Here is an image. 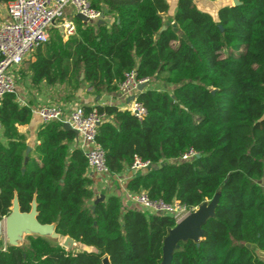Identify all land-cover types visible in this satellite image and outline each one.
<instances>
[{
  "label": "trees",
  "instance_id": "16d2710c",
  "mask_svg": "<svg viewBox=\"0 0 264 264\" xmlns=\"http://www.w3.org/2000/svg\"><path fill=\"white\" fill-rule=\"evenodd\" d=\"M239 2L215 20L194 1L179 0L173 26L163 18L168 0H89L114 21L76 17L67 40L51 28L29 66L33 84L74 92L86 85L96 96L117 94L132 71L166 87L137 93L147 112L142 120L116 105L85 109L104 116L96 142L111 174L130 170L136 158L152 164L131 177L130 193L188 210L219 195L200 241L180 242L170 264H264V0ZM31 120L32 108L15 94L0 101L7 142L0 140V222L16 197L21 213L35 203L40 224L93 250L28 236L27 244L0 252V264H102L105 257L110 264H161L176 219L125 209L115 195L95 199L86 155L72 149L76 133L61 122L42 124L28 151L20 128ZM190 150L197 157L183 161Z\"/></svg>",
  "mask_w": 264,
  "mask_h": 264
},
{
  "label": "built area",
  "instance_id": "2783aa9c",
  "mask_svg": "<svg viewBox=\"0 0 264 264\" xmlns=\"http://www.w3.org/2000/svg\"><path fill=\"white\" fill-rule=\"evenodd\" d=\"M195 3L198 0H192ZM73 10V17L82 15L88 23H97L102 13L91 8L89 0H10L7 6L6 21L0 20V101L8 94L16 92V70L22 66L25 59L39 47L49 41L51 28L61 29L65 37L76 33L75 19L67 17V10ZM151 79H137L134 71L126 73L123 82L118 85V95L127 106L123 108L142 120L147 112L144 106L136 101L138 86L148 83ZM131 96L135 100L129 101ZM42 124L53 121L69 123L77 136L82 139L88 167L98 175H111L106 165L105 152L97 144L98 127L104 116L95 109L86 111L77 106L66 118L64 110L59 105L40 106L33 110ZM3 127L0 124V135ZM197 154L190 150L182 156L183 161L192 160ZM152 167L149 162L136 158L130 171L133 174L145 172ZM132 201L140 208L152 214H166L173 216L177 223L191 214L180 202L174 201L165 204L161 201H152L146 193L133 194ZM6 219V218H5ZM5 219L0 223V252L7 250L9 239L6 234Z\"/></svg>",
  "mask_w": 264,
  "mask_h": 264
},
{
  "label": "crops",
  "instance_id": "0c3cea01",
  "mask_svg": "<svg viewBox=\"0 0 264 264\" xmlns=\"http://www.w3.org/2000/svg\"><path fill=\"white\" fill-rule=\"evenodd\" d=\"M9 1L10 0H0V20L2 21H6L7 19V6ZM178 1L179 0H168L169 10L167 14L163 16L166 25L174 26L173 17L176 11ZM231 3H233L232 0H217L214 2L198 0L196 2V5L201 11L206 12L211 16H213L211 10H213L214 7L218 5L219 7L216 12V20H217L218 11L223 7L230 6ZM73 16H74L73 10L69 8L67 10V17L69 19L74 20L75 18ZM113 21L114 19L111 16L104 17V23L111 24ZM55 29H57L61 33L62 37L65 40L69 38L63 35L61 29L58 28ZM177 34L181 36L182 32L180 30H177ZM34 52H32L25 59L22 66L19 67L15 72V76H16L15 96L17 102L20 106H29L32 108V120L30 124L20 128L21 133L26 137V141L29 145L30 150H32V148H34V146L37 143V132L39 127L42 125L38 116L33 113V110H35L40 106L53 105V104L59 105L64 110L66 118L77 106H82L84 108L85 107L93 108L97 105H116L121 109L127 106V102H123L119 97L118 93L117 94L106 93L101 96H96L93 93V90L86 85L82 86V88L74 92L69 88H67V86L61 84L49 85L45 81H40L37 84H33V74L30 71L29 66L36 59L37 51ZM25 62H27V64ZM25 64L27 65V67L24 66ZM147 88H157V86H151V87L147 86ZM0 140L3 142L4 145H7V142L4 139L2 133L0 135ZM74 148H77L81 150L83 153H85L86 149L83 146L82 139L79 136H77L76 141L72 145V149ZM88 174L93 181L92 190L95 199L100 198L101 196H104V198L106 199L108 196L115 195L121 199L123 208L125 209H134L136 207L140 208L137 204H135L132 201L131 196L133 194L127 190V183L134 175L129 169H127L126 171H124L122 174L119 175H113V174L98 175L94 173L92 170L88 169ZM15 200L16 197H14L12 204L14 203ZM34 207L35 204L33 205L32 209ZM47 228L49 230L45 235L36 234V233H32L31 235H28L27 233H23L18 237V240L16 241V246L27 244L26 238L28 236H40L44 238L53 239L50 236V234L54 230V225L48 226ZM55 240H59L62 243L61 239H55Z\"/></svg>",
  "mask_w": 264,
  "mask_h": 264
},
{
  "label": "water",
  "instance_id": "95a60500",
  "mask_svg": "<svg viewBox=\"0 0 264 264\" xmlns=\"http://www.w3.org/2000/svg\"><path fill=\"white\" fill-rule=\"evenodd\" d=\"M234 6L240 5L239 0H232ZM104 14H102V18L97 22V25L104 24ZM77 18L82 22L88 23L87 18L82 15H77ZM166 29L164 26L162 30ZM222 29V27H220ZM147 85L143 84L138 86V91L142 92L146 89ZM135 100V96H131L129 101ZM64 128L66 130L74 131L77 135V132L72 129L69 123H64ZM30 149H28L29 151ZM263 180L261 184H263ZM104 196L100 197V200L103 201ZM219 201V195H216L211 201L204 202L198 208L195 209L194 212L185 217L182 221L177 223V225L171 229L164 239L163 243V260L161 264H170L173 259V253L177 250L180 245V242L186 241H194L199 242L203 236L202 227L206 224L208 219L213 218L215 216V209L217 207ZM35 203L32 204V207ZM52 225H42L37 220V212H36V204L33 209L29 213H21L17 198L12 204L11 213L5 219V227L6 234L9 239V244L12 246H16V241L18 237L23 233H27L31 235L32 233L45 235L49 230L47 227ZM53 239H61L62 246L67 250H73L74 248L83 250L86 252H91L93 249L88 246H84L83 244H79L68 237H61L54 230L50 234ZM264 258V254H262ZM102 264H110L109 258L105 257L102 260Z\"/></svg>",
  "mask_w": 264,
  "mask_h": 264
},
{
  "label": "rangeland",
  "instance_id": "374dc122",
  "mask_svg": "<svg viewBox=\"0 0 264 264\" xmlns=\"http://www.w3.org/2000/svg\"><path fill=\"white\" fill-rule=\"evenodd\" d=\"M216 4V3H215ZM218 5H216L215 7H214V9L213 10H211V13H212V17L216 20V12H217V9H218ZM34 54H35V52H34ZM26 64H27V62H25ZM24 65V66H26L27 67V65ZM151 86H157V88H159V89H166V87L163 85V83L162 82H160L159 81V79H157V78H154V79H152L149 83H148V87H151ZM195 211V210H194ZM194 211H192V212H194ZM191 212V213H192Z\"/></svg>",
  "mask_w": 264,
  "mask_h": 264
}]
</instances>
